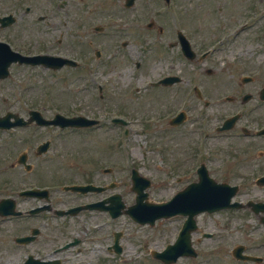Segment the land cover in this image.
<instances>
[{"label": "rangeland", "instance_id": "obj_1", "mask_svg": "<svg viewBox=\"0 0 264 264\" xmlns=\"http://www.w3.org/2000/svg\"><path fill=\"white\" fill-rule=\"evenodd\" d=\"M57 1L0 0V12L5 13L9 8H14L17 10L18 15H21L25 6H32L34 7V11H41L43 13L45 7L48 6L49 8L50 3L54 5ZM67 1L70 8L69 13L67 16L64 13H60L66 20H73V13L83 19L85 17L83 16L85 13L84 9L88 10L87 16L81 21L83 23L77 22L73 25L71 22V24L68 22L72 28L71 34L75 35L73 37L69 35L63 39L65 46L75 44L78 47L80 44L77 43H81L79 47H81L85 55L84 59L87 62L91 63L92 61V53L90 49L85 47L86 41L91 34L90 24H93L95 19L105 17L108 13L114 11L115 15L120 14L126 17V23L122 24L126 25L124 28L127 35L125 36L130 42V46L126 50L132 51L135 49L133 50L135 52L143 48L146 51L143 56L138 55L143 67V79L148 76H159L161 69L167 67V65L171 66L170 72L180 73L178 75H181L182 83L173 86L170 90L163 88V90L141 91L132 98L133 100L127 104H123L125 110L134 113V116L151 115L158 110H163L166 106L178 102L181 96L177 99L176 92H182L181 89H186V86L183 84L188 83L190 78L192 83L202 81V83L209 84V91L215 97L228 91L229 86L227 82L229 79L231 81L236 80V67L238 68V73L252 74L256 79L253 83L256 86L253 89L245 86L241 88V92L245 90H257L264 83V0H171V4L167 8L161 0H137L135 8L128 12L117 11L122 9L118 6L119 1L116 2V0H86L85 4L80 5L81 8L74 7L73 3L77 0ZM95 1H97L96 5L100 8L102 7L103 11H99V13L92 11V7L94 6L92 3ZM174 4L177 7H174ZM155 11L156 14H152ZM146 12L150 16L155 15L154 30L158 25L165 28L166 36L164 40H168L170 30L172 31L173 25L177 24L179 29L185 28L187 34L190 32L194 47L198 48L199 46V48H202L207 44L208 46H214L211 57L206 61H198V64H195L196 69H192L191 64L187 68L183 67L182 58L174 50L170 51L167 49L165 43L164 47L158 46L154 48L156 44L152 43L153 29L150 31L145 28L149 20L145 18L147 14L142 15ZM173 13L176 14L178 21L171 20V18L175 17ZM178 13L180 15H177ZM23 19L25 18L23 17ZM25 23L28 26L23 36L26 37L28 34L32 41H38L40 24H35L30 16L26 18ZM19 30L20 28H17V32ZM223 38L225 39L222 40ZM99 40L101 41V38ZM231 43L232 45L230 46ZM34 50H36V46ZM229 55H231V58H229ZM233 55L237 59L232 60ZM133 60L135 59H130V61ZM131 65L133 64H128L125 58H115L109 60L108 63L104 61L103 64H100L102 78H100L99 74H96L97 81H104V78H107L118 92H123L130 81L127 68ZM12 68L14 75L2 81L3 83L1 84L5 89L0 90V113L5 109H14L15 106V110L20 112H24L29 107L40 109L41 106L46 110L54 111L55 109H61V112H72L74 102L79 100L85 102L82 111L89 115L94 110L91 103L93 98H95V90L92 87L91 75H84L85 71L82 75L78 76V71L72 73L65 70L62 73L49 74L47 71H41L38 67L30 69L24 67H19L18 69ZM111 68L115 70L113 72L109 71ZM206 69L210 70L211 73L207 74L205 72ZM118 71H120L119 74ZM143 79L140 81H143ZM4 98L8 100L7 103H3ZM184 98L187 99L188 97L185 96ZM111 99L113 100V98ZM18 100L20 101L19 104L17 103ZM149 100L159 103V106L147 107L146 103ZM252 102H254V105L257 103L256 99ZM111 103H117V99H114ZM258 106L257 114L255 115L256 120H258L257 124L264 121V104H258ZM133 109L136 112H133ZM46 112L48 113V111ZM153 127L156 132L159 131L163 136H170L172 135L171 132H175L173 134L174 137L180 140L177 141V144L172 142L170 145H167L166 150L163 151L165 157L162 158L159 152H157L158 150L153 149L151 145H146L145 135L132 134L127 141L129 146L133 144L134 147L129 149L128 146V159L131 165L132 159L137 158L140 170L147 173L148 178L152 181V186L148 190L150 199L160 201L170 198L174 192L182 189L185 182L178 183L174 180L166 179L167 177H165L167 182H164L165 179L157 176V173L160 172L158 170L159 167L156 166V164H159L158 160L161 158L164 161L174 162L175 168L180 170L181 164L185 163L184 159L189 162L191 160L190 156L193 153L188 143L183 140H194L195 136L192 132V126L188 124L176 130L165 129L163 123H157ZM149 134L151 136L158 133L152 130ZM111 137L113 139L114 134L110 136L108 133L98 131L94 137L95 142L88 143L83 153L90 154L91 157L93 154L96 158H99L101 155L106 156V160L102 161L104 164H111L114 159L115 161H119V151L115 144L113 145L111 142ZM234 137L235 135H230L229 137L214 136L208 140L209 146L212 145L210 149L214 150H208V154L206 155L208 157L209 172L217 180H220V177L226 173L225 171L233 173L236 167L247 169L254 164L262 168L261 164L262 162L264 163V156L260 158L259 154H257L258 149H254V146L252 149L246 144L248 140H240V138ZM159 140L162 139L152 137V143H157L156 141ZM140 141L143 144H139ZM168 141H172V139L169 138ZM262 143L263 141L256 140L257 147L264 146ZM10 144L17 145L16 142L12 141L11 143L7 140V137L0 134V182L4 179H22L25 177L41 178L44 180H57L58 178L59 181L68 180V178L72 177L77 178L74 171H52L42 174L39 170H33L31 175L23 176L21 167H18V165L14 167L10 166L17 155L16 150H7L8 147L6 146ZM224 157H228L230 162H224ZM72 169L76 170L75 167H72ZM161 170L163 169L161 168ZM168 173H171V171H168ZM231 177L232 180L238 178V176ZM115 189L117 191L119 189V192L123 194L124 203L126 201L129 204L132 203L133 196L131 193L127 194L125 192V187ZM240 193L245 196H263L264 188H256L252 183L248 182L246 186L240 189ZM95 215L90 216V214L86 213L75 219H58L62 220L65 226L63 235L57 233L60 236L58 237L60 239L57 241L69 239L70 233L71 235L75 234L76 238L78 237L82 241L78 244L82 248L79 254L76 255L73 249L60 254V258L65 257L72 260L68 264H74L75 261L73 259L76 262L80 261V264H85V261L93 264H157L153 262L154 259L151 258L150 251H162L165 245L172 241L179 224H181V219L178 218L177 220H160L153 227H148L146 225L139 226L127 219L126 216H120L116 220L108 222V220L103 221L105 218L103 215ZM242 216L240 214L228 213L227 211L220 214H204L197 217L198 223L203 226L205 231L214 233V237L205 240L203 246L198 245L200 254L197 260H206V264H226L224 262L217 263V260L221 258L220 260L224 259L230 264L232 247L238 244H250L246 230L250 229L251 222L254 221H248V225H244L240 220L246 217ZM10 223L12 222L4 223L2 227L0 226V264H18L28 253L33 254L32 251L21 250L13 245L15 234L26 231L24 223L23 228L20 225L12 227L16 230L10 228L12 226H9ZM114 231L121 232L119 243L122 251L119 255L112 254V256H107L102 249L103 246L111 243ZM47 235L50 242L44 247L46 249L55 242V237L52 233H47ZM97 247H100V250ZM52 253L53 250H48L45 252V255L51 256ZM98 255L102 257V260H97ZM178 264L194 263H187V261L181 259Z\"/></svg>", "mask_w": 264, "mask_h": 264}, {"label": "flooded vegetation", "instance_id": "obj_2", "mask_svg": "<svg viewBox=\"0 0 264 264\" xmlns=\"http://www.w3.org/2000/svg\"><path fill=\"white\" fill-rule=\"evenodd\" d=\"M81 3H83L81 0H78L77 2V8H80L79 5H81ZM57 12L56 9H49L48 8V16L51 17L49 19H47L45 21V24L42 25V36H41V40H42V47L44 49V53H46L49 56L52 57H64V56H68L71 58H80L79 54L81 53L80 47H76L75 44H72L70 46H65L64 42H63V29L65 27V23L60 22V20H58V18H56ZM80 22L81 21H77ZM1 32H6V30H1ZM6 34V33H5ZM7 36L12 37V34L7 33ZM89 45L92 43L91 41L88 42ZM78 44V43H77ZM121 45H123L121 43ZM108 47H106V49H108ZM25 47L24 46H20L19 50H16L22 54L25 55H29L30 53L24 51ZM122 57V54H116L113 56V59L115 58H120ZM198 60V59H197ZM48 61V60H47ZM200 69V68H198ZM115 69L111 68L109 69V71L113 72ZM206 73H208V69L205 70ZM227 85L229 86L228 91L230 92V94L225 95L226 99V103L229 105H237V107H242L244 105H246V103L242 102V97L248 93L244 92L241 93V87L242 84L238 81L235 82L231 81L229 79V81L227 82ZM209 84L203 83L200 84V91L195 92V97H196V101L198 103H200L199 108H190L189 111L190 112H194L193 114H200L199 112H202L204 110H207L208 108H210L212 111H222V105L221 104H217L219 103V101L217 99H215L214 95L209 91ZM112 93L114 95H123L125 93V91L123 92H118L115 88H111ZM194 90L196 91V89L194 88ZM130 91V89H128V92ZM128 92L126 95H128ZM251 95V94H250ZM136 95L134 94H130L129 97L127 98H114V97H110L107 99H103L100 98L98 101H105V114L104 115H96L94 116L95 119L99 120V123L95 126V128H103L104 126L101 125L102 122L104 121H108L110 124L108 126L105 127V133L110 134V136H113V131L111 130L113 127L116 128L118 131H121L124 134H128V122H134V121H139L140 122V131L141 133H146L148 132L152 126L151 124H146L147 122L152 121L153 119L157 118V121L159 120V118L165 117L169 112H171V108L169 106H166L163 110H158L154 113H152L151 115H141V116H134L135 114L132 112H129L127 110H125L123 104H127L128 102H130L131 100H133L132 98L135 97ZM117 99V103H111L113 100L111 99ZM251 99V98H250ZM159 106V103L154 102L153 100H149L146 103L147 107H152V106ZM108 109V110H107ZM100 110H98L96 107L94 108V113L96 114L98 113ZM133 112H136V110H132ZM23 117V116H22ZM125 118L127 124L126 126L122 127V126H117V125H112L111 123L113 122L114 118ZM23 118H26V116H24ZM47 118V117H46ZM51 118V117H48ZM37 130L35 131V138H41L42 135L44 136L45 139H43L42 141H40L37 145H39L40 143L44 142V141H48V148H50V150H52V153H50L49 155H44L43 159L40 163H36L37 169L43 171L44 173L47 172H52V171H57V172H62L65 169L69 168V164H70V158H72L74 161H76L77 164V171L78 174L81 177V180L83 181L84 184H90V183H95L97 185L100 186H111L112 185V178L111 175L106 174L103 170H101L100 172H97V164L98 162H102L106 160V156H100L99 160H96V157L92 154V157L90 154H85L84 152V148L87 147V142L89 139H83L79 136L75 138H72L71 134H74L73 131H77L78 134H87V131H82V130H74V129H63L60 130L58 129V127L55 126H48L45 128H36L34 127V125H30L28 127H18L13 129L12 131H0V133H5V134H17L14 136V142H16L17 144H20V146L22 145H27V144H32L33 143V130ZM96 129L94 130H90L91 133H95ZM42 132V133H40ZM95 142V141H91ZM250 148V147H249ZM40 159V156H38L35 152V155L33 156V160L38 161ZM254 165V164H253ZM252 165V166H253ZM242 169V168H241ZM242 172L244 171L245 175L242 176L241 178H238L237 180L239 182H233V184H238V185H243L246 184L245 181L248 180V176H251L252 173H254V171L251 170V167L249 169H245L243 168L241 170ZM223 175L227 178H232L231 176H236V170H233V173L231 172H227ZM98 180V181H97ZM234 180V179H233ZM18 182H20V184H26V183H31V182H37V183H44L46 182L47 184H55L59 182V179L57 178V180H44V179H32V178H27V179H12V180H4L2 182H0V199L1 198H6V197H15L16 198V207L17 208H21L22 204H24L26 206V209H20L23 210L24 212H27L29 209L33 208L35 205H33L31 203V201H35L37 202L38 200L36 199H22V203L21 200L17 197V194L20 190H22L21 188H17ZM110 192L111 190H106L104 193L106 192ZM15 194V195H14ZM50 195V201L51 202H55L57 206H65L67 204L71 203V196H73V193H69V192H63V193H58L56 190H52L49 192ZM87 195L90 196H94L96 194L94 193H89L86 194L84 196H80V198H76L75 201H77L76 204H86V203H91V202H95V201H91L90 199H86ZM78 196V195H75ZM106 196V195H105ZM82 197V198H81ZM91 198V197H90ZM86 199V200H85ZM75 206V205H72ZM245 213L244 215L247 216H251L254 218H257L256 214H254L253 212H243ZM45 214L46 213H42L40 214L37 219H38V228L41 229L44 226L45 223ZM19 218H23V220H17L14 223H10V225H12L10 228H12L15 225H20L22 226L21 228H23V223H24V228L26 231L20 233V235H24V236H29V234L32 231V228H36L34 226V223L32 224V222L30 221L32 218H29V216H27V214L25 216H21L18 217ZM7 219V220H5ZM8 219L10 218H3L0 220H3V222H0V226L2 227V225L4 223H8L10 222ZM11 220H15V219H11ZM12 230H16L14 228H12ZM18 235V236H20ZM48 235L46 234H42V232H38L37 236L29 243V245L27 247H33V248H37V250H43L45 249L44 247L48 245ZM16 237V236H15ZM255 252H253L252 254L257 255V256H261V259L259 260H253L251 262H242L239 260H235L232 259L231 261L235 262L236 264H264V251L260 250L259 248H255L254 249ZM256 262V263H255Z\"/></svg>", "mask_w": 264, "mask_h": 264}, {"label": "water", "instance_id": "obj_3", "mask_svg": "<svg viewBox=\"0 0 264 264\" xmlns=\"http://www.w3.org/2000/svg\"><path fill=\"white\" fill-rule=\"evenodd\" d=\"M224 187L223 186H214L212 183H210L208 185V192H205L203 194H196V193H193V197H192V201L193 202H196L199 200L200 204L202 203L203 204V207H207L209 208V210H212L213 207H215L216 205H214V203L220 201L221 199V195L223 194V191L221 189H223ZM176 197H179V200H183V196H182V193H179ZM176 202L181 204L177 199H176ZM139 205H141L140 201H139ZM211 205H214V206H211ZM180 206V205H177V207ZM174 206H172L171 202L167 203V204H162V205H154L152 206V208L155 210V216H153L151 218V221L154 220L155 218L159 217V216H168V212H171L174 208ZM137 208V206L133 207V208H130V214L132 215V217H134L135 219H139L137 216H136V213H135V209ZM179 209L180 211H182L181 209H184L183 207H179L177 208ZM188 227V223H186L184 225V228L183 230L181 231L180 233V236H182L178 243L176 244V247L177 248H181L184 246V237L183 235H185V228ZM170 248H168V258H172L171 254H170ZM174 248V247H173ZM174 257V256H173Z\"/></svg>", "mask_w": 264, "mask_h": 264}]
</instances>
